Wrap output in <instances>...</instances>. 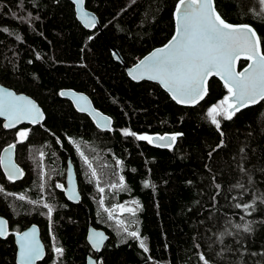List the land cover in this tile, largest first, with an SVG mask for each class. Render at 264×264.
<instances>
[{
  "label": "trees",
  "instance_id": "trees-1",
  "mask_svg": "<svg viewBox=\"0 0 264 264\" xmlns=\"http://www.w3.org/2000/svg\"><path fill=\"white\" fill-rule=\"evenodd\" d=\"M215 2L227 21L252 25L264 50L259 0ZM177 3L86 0L106 38L79 22L69 0H0V82L35 98L46 113L42 124L12 130L0 119V156L14 144L23 170L10 180L0 163V214L10 228L0 238V264H17L15 233L31 224L39 226L47 249L39 264H86L89 254L98 255L99 264H204L201 254L209 264H264V101L232 119L218 116L217 127L208 110L221 108L228 96L218 78L210 80L203 102L179 105L159 84L131 80L110 50L107 39L133 64L165 44L175 30ZM63 89L87 93L112 126L98 127ZM21 128L28 130L22 143ZM125 130L181 135L161 147ZM68 158L79 203L56 186L64 184ZM90 225L109 234L99 253L87 242ZM134 231L138 238L128 234Z\"/></svg>",
  "mask_w": 264,
  "mask_h": 264
},
{
  "label": "snow or ice",
  "instance_id": "snow-or-ice-1",
  "mask_svg": "<svg viewBox=\"0 0 264 264\" xmlns=\"http://www.w3.org/2000/svg\"><path fill=\"white\" fill-rule=\"evenodd\" d=\"M75 2L83 5L85 0H75ZM259 2L264 5V0H259ZM175 18L177 26L171 40L136 64L135 69L130 72L133 79L146 76L150 80H158L172 93L174 100L183 104L197 103L203 99L206 94L205 81L207 78L213 74L219 76L224 81L228 96H225L220 102L221 108L214 105L208 110L212 123L217 127H219L218 116L232 119L234 113L241 107L264 101V54L259 51L260 41L251 25L229 23L217 11L214 0H178ZM80 19L87 27L94 28L96 25L95 17H90L85 11H81ZM3 31L7 32L8 29L3 28ZM91 38L89 37V39ZM244 51L250 53L246 58L252 63L243 72H236L233 67L234 63ZM61 94L65 95L66 93ZM230 98L233 103H228ZM224 104L228 105L227 110L222 109ZM81 111L84 109L81 108ZM41 115L42 113L32 100L0 88V117H7L9 121L4 127H14L22 119H29L35 123L37 117ZM124 134L135 136L136 139L147 141L150 144L154 139L153 136L136 135V133H129L127 130ZM27 135L28 130L21 129L17 133L20 138L18 142L22 143ZM177 135L181 134L173 135L167 146L175 141ZM155 139L163 142L168 138L157 136ZM14 147V144L9 145L6 151ZM42 155L43 153H41ZM3 162V159L0 158V163ZM85 163L89 168H92L87 157H85ZM18 173L22 174L21 170L12 166L8 179H14ZM91 175L92 177L96 176L95 168H92ZM120 179L122 181L124 178ZM56 186L63 187L59 184ZM145 186H147V181H145ZM100 191L103 192V189L101 188ZM44 207L51 214L52 208L47 204ZM116 207L134 214L132 208H125L124 205ZM243 207L248 209L250 205L244 204ZM109 215L111 216V212ZM121 223L123 222L121 221ZM7 225L8 221L0 218V237L9 234ZM237 227L240 226L237 225ZM244 230L250 231L251 229L244 226ZM124 231L128 232V229L125 228ZM35 234V227L28 232L18 233L20 264H35V261L42 258V248L36 240ZM128 234L133 238L139 236L135 231ZM89 239L92 241L93 247L99 249L100 242L104 237L102 233L94 231ZM140 247L145 252L149 251L143 240L140 241ZM55 251L62 253L63 250L57 247ZM199 259L204 264H209L203 254Z\"/></svg>",
  "mask_w": 264,
  "mask_h": 264
},
{
  "label": "water",
  "instance_id": "water-1",
  "mask_svg": "<svg viewBox=\"0 0 264 264\" xmlns=\"http://www.w3.org/2000/svg\"><path fill=\"white\" fill-rule=\"evenodd\" d=\"M69 1H71L74 4L76 17L79 20V22L85 28H87L89 30H93L95 28H98L99 31L102 34H104L105 37H106V34H105L104 29H103V27L101 25V22H100L99 17L97 16V14L95 12H93L92 10H90V9H88L86 7V0H85V3L83 5L77 4L75 2V0H69ZM214 5L216 7L215 0H214ZM216 9H217V7H216ZM81 11L87 12V14L90 17H95V19H96V25H95L94 28L87 27L85 25L84 21L80 19ZM217 11H218V9H217ZM175 14H176V8H175ZM229 23H231V22H229ZM232 24H248V23H232ZM176 26H177V22H176V18H175V30H174L173 35L175 34ZM252 28L255 30L256 35H257V37L259 38V41H260V43H259V51H260L261 54H264V50H263V47H262L260 35H259L258 31L253 26H252ZM172 36L170 37V39L165 44H167L171 40ZM254 40H255V38H254ZM107 41L109 43V47H110V50H111V53H112L113 58L116 61L120 62L125 67L126 73H127V75L129 76V78L131 80H133L135 82H140V81H143V80H148V81H151V82H155V83L159 84L162 87V89H164L170 95V97L172 98V93H170L168 91V89L165 88L164 85L161 84L158 80H150L146 76L143 77V78L133 79L132 78V75H130V72H132L135 69L136 64L139 63V61L141 59H143L146 56H149L153 51H155L158 48L163 47L165 44H163L161 46H158V47L152 49L147 54H145L142 58H140L137 62H135L133 64H129L128 62H126V60L124 59V57L121 54V52L108 39H107ZM249 54L250 53L247 52V51L241 52L240 57L235 61L234 66H233L234 67V70L236 72H243L248 67V65L250 63H252L251 60H248L246 58ZM242 60L247 61V64L245 66H243L242 68H240V62ZM137 75H139V74H137ZM212 78H218L224 84V81L221 80L219 76H217L215 74L210 75L207 78V80L205 81L206 94L204 95V98L203 99L199 100V102H197V103H183L182 104V103H178L173 98L172 99L176 103H178L179 105H183V106H195V105L203 102L204 99L206 98L207 94H208V86H209V82H210V80ZM0 88H4V89H7L9 91H12V92H14L17 95H21V96L27 97L28 99L32 100L37 105V107L39 108L40 112L42 113L41 116L37 117L35 123L31 122V120H29V119H22L21 121H19L18 123H16L14 127H11V128L4 127L6 130L17 129V128L22 127L23 125L36 126V125L42 124L44 122V120L46 118V113H45L43 107L39 104V102L35 98H33L32 96L28 95L27 93L18 92L15 89H13L12 87H9V86L1 83V82H0ZM61 93H66L65 95H62V96H65V97L69 98L70 101L72 102L73 106L75 107V109L78 110L79 112H83V113L87 114L97 124L98 127L102 128V129H108V128H110L112 126V123H113L112 118L109 115L105 114L100 109H98L94 105L91 97L87 93H85L83 91H77V90H74V89H63L61 91ZM81 97H83V98L81 99ZM260 102H258L256 104H250V105H248L246 107H241L240 110H243V109L248 108V107L255 106V105L259 104ZM228 103H233V101L231 100V98H230V100H229ZM81 108H83L84 111H81ZM228 111H231V110H228ZM0 119L3 122V126L6 123L9 122L7 117H0ZM151 136L154 137L152 144H155V145H158V146H161V147H170V146H173L174 145V142H175V141L174 142H171L170 146H167V145H169L170 138L173 136V134H165V135L154 134V135H151ZM157 136H165L168 139H166L165 141L161 142L159 139H155V137H157ZM8 148H9V146H6L2 150L1 156H0V158H2L3 161H4L3 163H1V167H2L5 175L8 177L9 171L12 168V166H16L23 173L20 165L16 161L15 147L12 148L11 150L6 151V149H8ZM21 177H22V174H19L18 173L15 176L14 180L15 179H19ZM63 191H64L65 197L69 201H71L73 203H79L82 200V194H81L80 187H79V181H78V178H77V173H76V170H75V166L72 163V161H71L70 158H68V161H67V167H66V172H65V182H64V189H63ZM0 218L8 221V219L5 216L1 215V214H0ZM7 227H8V232H9V222H8ZM33 227H35V229H36L35 238L38 241V243L41 245L42 252H43L42 258L40 260L35 261V264H39L45 258L46 253H47V249H46V246H45L44 241L42 240L41 230H40L39 226L37 224H31L30 226L26 227L25 229H23L19 233L28 232ZM94 231L95 232H98V233H102L103 234V237H104V239L100 242L99 249L94 248L93 247V244H92V241L89 239V237L92 235V233ZM7 236L0 237V238L4 239ZM108 238H109V234L103 228H98V227H95L93 225H90L89 226L88 231H87V242L90 245V247H91V249H92V251L94 253H99L103 249V247H104L105 243L107 242ZM19 239H20V237H19V235L17 233L15 235V243H16V247H17V250H16V263L17 264H20V257H19ZM86 260H87V263L86 264H99V256L98 255L89 254L87 256V259Z\"/></svg>",
  "mask_w": 264,
  "mask_h": 264
},
{
  "label": "flooded vegetation",
  "instance_id": "flooded-vegetation-1",
  "mask_svg": "<svg viewBox=\"0 0 264 264\" xmlns=\"http://www.w3.org/2000/svg\"><path fill=\"white\" fill-rule=\"evenodd\" d=\"M64 182H65V180H64ZM63 189H64V184H63ZM30 226V225H29ZM10 229V228H9ZM25 229V228H24ZM10 231V230H9ZM22 231V230H21ZM21 231H19V232H21ZM19 232H16L15 233V235L17 234V233H19ZM14 239H15V237H14ZM16 244V243H15ZM17 250V249H16Z\"/></svg>",
  "mask_w": 264,
  "mask_h": 264
},
{
  "label": "rangeland",
  "instance_id": "rangeland-1",
  "mask_svg": "<svg viewBox=\"0 0 264 264\" xmlns=\"http://www.w3.org/2000/svg\"><path fill=\"white\" fill-rule=\"evenodd\" d=\"M21 129H26V128H21ZM21 129H19V131H20ZM19 131H18V132H19ZM140 135H144V134H140ZM147 135H149V134H147ZM150 136H151V135H150Z\"/></svg>",
  "mask_w": 264,
  "mask_h": 264
}]
</instances>
